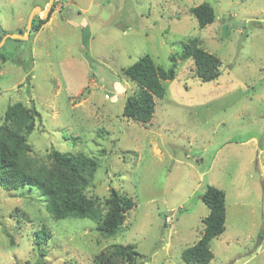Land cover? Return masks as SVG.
I'll return each instance as SVG.
<instances>
[{
    "label": "rangeland",
    "instance_id": "374dc122",
    "mask_svg": "<svg viewBox=\"0 0 264 264\" xmlns=\"http://www.w3.org/2000/svg\"><path fill=\"white\" fill-rule=\"evenodd\" d=\"M205 1L216 17L201 28L191 8ZM48 3L0 0V35L25 34ZM42 19L0 47V124L9 104L34 103L30 155L48 163L51 148L83 151L98 160L88 195L115 188L135 205L107 236L88 218H53L36 187L0 185V264H94L115 243L134 244L136 264H185L209 213L200 198L208 184L227 204L208 264H264V0H53ZM191 38L221 59L216 80L202 82L180 56ZM146 54L166 68L175 57L177 75L144 123L123 116L138 89L124 68Z\"/></svg>",
    "mask_w": 264,
    "mask_h": 264
},
{
    "label": "trees",
    "instance_id": "16d2710c",
    "mask_svg": "<svg viewBox=\"0 0 264 264\" xmlns=\"http://www.w3.org/2000/svg\"><path fill=\"white\" fill-rule=\"evenodd\" d=\"M191 13L201 28L213 22L216 17L213 5L206 1L192 7ZM46 22V19L39 18L36 23L34 18L32 31H38ZM6 33L3 31L0 41ZM84 44L87 47V33ZM180 56L193 59L196 74L202 82L216 80L221 75V59L205 50L198 38L183 43ZM7 58L6 54L0 52V61L5 62ZM172 60L173 64L166 68L156 64L146 54L124 68V74L137 83L138 89L127 97L123 116L144 123L153 118L156 99L166 95L164 81L173 80L177 75L175 57L172 56ZM31 63L27 68L31 67ZM40 120L41 114L34 103L27 106L18 101L7 106L0 124V185L7 191L26 186L30 189L36 187L53 218H88L97 223V229L103 234L116 235L124 222L125 212L134 207V201L115 188H111L110 194L104 199L89 196L87 191L93 185L98 160L83 151L70 153L51 148L48 154L50 162H40L33 158L28 138ZM200 198L209 208V213L203 219L204 230L199 240L185 248L181 254L185 264L210 263L214 258L211 242L225 230V192L208 184ZM36 235L37 244L46 240L49 236L46 226ZM139 256L134 244L115 243L98 253L94 264H136ZM13 264L35 263L27 260Z\"/></svg>",
    "mask_w": 264,
    "mask_h": 264
},
{
    "label": "water",
    "instance_id": "95a60500",
    "mask_svg": "<svg viewBox=\"0 0 264 264\" xmlns=\"http://www.w3.org/2000/svg\"><path fill=\"white\" fill-rule=\"evenodd\" d=\"M52 1L53 0H49L47 8L51 7ZM37 8H40V7H37ZM47 8L43 12H40V10L38 11V13H40L42 15V18L47 16ZM34 12H35V10H33L31 12V14H30V16L28 18L27 27H26V33L25 34H21V33H7V34H5V36L0 41V47L3 46V44H4V42H5L7 37H12V38L21 39V40H24V39L28 38V35H29V33L31 31V28H32Z\"/></svg>",
    "mask_w": 264,
    "mask_h": 264
}]
</instances>
